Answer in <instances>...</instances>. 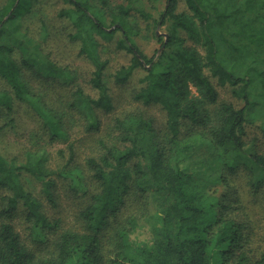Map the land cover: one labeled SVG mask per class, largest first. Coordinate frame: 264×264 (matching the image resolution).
Returning a JSON list of instances; mask_svg holds the SVG:
<instances>
[{
  "label": "trees",
  "instance_id": "16d2710c",
  "mask_svg": "<svg viewBox=\"0 0 264 264\" xmlns=\"http://www.w3.org/2000/svg\"><path fill=\"white\" fill-rule=\"evenodd\" d=\"M145 1L63 0L57 17L70 24L69 40L79 43V55L92 66L89 82L97 94L91 96L44 48L47 23L40 20L35 34L27 25L33 0H0V114L11 112L14 102L27 105L49 143L69 141L77 115L94 134L81 162L75 143L59 150L64 162L57 169L44 148L27 152L22 163L0 154V264H264V247L256 254L248 247L245 197L231 184L241 172V186L264 189V152L246 139L250 125L264 137V0H151L163 2L156 20ZM181 2L188 13L178 12ZM137 19L167 28L166 37L156 35L159 48L151 57L135 41ZM99 35L129 56L114 72L115 85L144 71L133 100L160 107L163 134L141 108L114 114ZM24 71L69 90L68 97L59 107L47 103ZM213 79L241 105L217 104ZM101 112L109 115L104 124ZM21 170L43 182L50 203L54 183L48 177L69 180L86 198L78 230L54 232L59 221L45 216L25 190ZM131 194L147 197L146 208L121 218ZM19 207L32 241L42 246L39 254L12 224ZM143 223L148 230L139 233Z\"/></svg>",
  "mask_w": 264,
  "mask_h": 264
},
{
  "label": "rangeland",
  "instance_id": "374dc122",
  "mask_svg": "<svg viewBox=\"0 0 264 264\" xmlns=\"http://www.w3.org/2000/svg\"><path fill=\"white\" fill-rule=\"evenodd\" d=\"M147 13L153 18L158 19L163 9V2L151 1L141 2ZM64 6L63 0H33L32 13L26 18L27 25L30 26L33 33H37L40 26V20L47 23L48 38L44 45L46 51L51 53V58L57 65L68 66L77 76L76 84L80 86L86 94L96 96V91L90 85L92 74L91 64L79 55V43L72 42L68 38L70 32V24L57 17L58 10ZM178 12L188 13L189 11L181 2L178 5ZM139 34L135 38L137 45L145 56L151 57L159 48L157 36H167V28L165 26H156L152 20L144 21L137 19ZM108 19H105V23ZM98 48L102 58L109 60L108 67L105 72V81L109 87L115 106L114 114L124 113L133 108H141L145 112L146 117L151 118L154 126L158 129H164L165 115L157 105H149L143 107L140 103L133 100L135 90L139 87L138 81L144 75L143 70H136L129 81L123 85H115L113 75L116 69L125 65L129 61V56L122 51L114 50V41L102 36L97 37ZM188 45L194 44L192 40L187 39ZM199 46L198 44H196ZM32 91L38 95L44 94V100L47 103L54 104L59 107L60 101H64L69 94V90L58 88L56 83L51 80L41 81L36 79L28 71H24L23 75ZM218 92L217 104L220 102H232L236 106L241 102L236 100L229 87H221L216 84ZM0 88L4 89V85L0 84ZM6 88V86H5ZM193 93L195 90L192 89ZM102 123L104 124L109 115L103 112L99 113ZM77 122H72L69 141L48 142L47 136L44 135V128L40 119L31 111V109L19 102H14L11 112L3 110L0 114V154L8 161L22 163L25 161L27 152L34 151L37 148H44L50 155V166L53 169L60 168L63 160L59 157V150H66L70 142L76 144L77 153L76 161H83L88 154L91 153L90 142L94 134L87 133L82 124V119L78 121L79 115L76 116ZM82 118V117H81ZM247 141L255 140V145L264 152V137L258 132L255 125L247 127ZM67 152L65 153V155ZM53 179L51 187L53 191V203H50L44 193V184L42 181L35 179L24 170L20 171L19 180L26 191L30 192L41 204V210L45 216L51 220H58L59 226L55 233L66 229L78 230V213L82 209L86 198L81 193H74V189L69 185V180L63 176L48 177ZM242 173L239 172L231 184L237 185L236 191L239 195L244 196L245 205L243 220L246 221L247 232L250 234V242L248 247L250 251L260 253L264 247V189L251 190L250 188L241 186ZM2 191H0V205ZM148 198L131 194L126 201L120 215L121 218L130 213H143ZM140 211V212H136ZM15 229L20 233L24 242L35 253L41 252V245L32 241L33 234L30 230V224L25 221V209L19 207L18 213L12 220ZM148 230V225L138 230L139 233ZM54 232H50L48 237H52Z\"/></svg>",
  "mask_w": 264,
  "mask_h": 264
}]
</instances>
